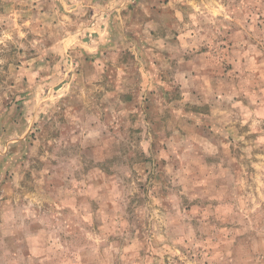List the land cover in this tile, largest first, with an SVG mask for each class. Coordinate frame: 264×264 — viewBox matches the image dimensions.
Here are the masks:
<instances>
[{
	"label": "rangeland",
	"instance_id": "1",
	"mask_svg": "<svg viewBox=\"0 0 264 264\" xmlns=\"http://www.w3.org/2000/svg\"><path fill=\"white\" fill-rule=\"evenodd\" d=\"M0 264H264V0H0Z\"/></svg>",
	"mask_w": 264,
	"mask_h": 264
}]
</instances>
